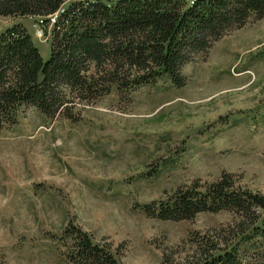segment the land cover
I'll use <instances>...</instances> for the list:
<instances>
[{
    "label": "rangeland",
    "instance_id": "374dc122",
    "mask_svg": "<svg viewBox=\"0 0 264 264\" xmlns=\"http://www.w3.org/2000/svg\"><path fill=\"white\" fill-rule=\"evenodd\" d=\"M35 20L0 17V34L20 25L45 61L52 27L37 38ZM181 74L179 89L165 76L127 94L111 86L78 108L76 122L16 112L0 130V264H70L71 227L116 264H184L188 238L226 225L230 213L172 222L144 206L221 172L264 194V18L251 16ZM245 235L239 258L264 262V241Z\"/></svg>",
    "mask_w": 264,
    "mask_h": 264
},
{
    "label": "trees",
    "instance_id": "16d2710c",
    "mask_svg": "<svg viewBox=\"0 0 264 264\" xmlns=\"http://www.w3.org/2000/svg\"><path fill=\"white\" fill-rule=\"evenodd\" d=\"M64 1L0 0V17L45 18L63 9L51 26L45 61L20 25L0 34V130L15 123L20 108L76 122L78 108L91 105L111 86L127 94L165 76L179 89L185 85L181 68L193 57L205 56L251 16L264 18V0H77L63 7ZM236 183L234 175L221 172L203 186L178 187L143 212L178 222L227 211L229 223L188 238L184 264H264L243 262L237 253L247 232L264 241V194ZM71 230L70 264H116L109 251L90 244L79 229Z\"/></svg>",
    "mask_w": 264,
    "mask_h": 264
},
{
    "label": "built area",
    "instance_id": "2783aa9c",
    "mask_svg": "<svg viewBox=\"0 0 264 264\" xmlns=\"http://www.w3.org/2000/svg\"><path fill=\"white\" fill-rule=\"evenodd\" d=\"M62 7L58 9L54 14L46 16L45 18H36L35 23L33 24V36L40 37L42 32L46 30L47 27H51L55 21L56 15L62 11Z\"/></svg>",
    "mask_w": 264,
    "mask_h": 264
}]
</instances>
